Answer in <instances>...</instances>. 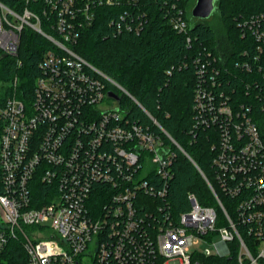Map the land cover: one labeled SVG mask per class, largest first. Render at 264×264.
I'll return each mask as SVG.
<instances>
[{
    "label": "built area",
    "instance_id": "obj_1",
    "mask_svg": "<svg viewBox=\"0 0 264 264\" xmlns=\"http://www.w3.org/2000/svg\"><path fill=\"white\" fill-rule=\"evenodd\" d=\"M43 1L40 11L32 0L21 8L0 1L4 55L18 53L27 25L53 43L30 99L19 96L16 79L0 103V255L18 240L26 254L19 264H264V11L239 23L249 38L234 66L247 74L193 57L194 125L211 129L214 175L229 204L207 179L217 204L190 192V209L175 213L166 196L173 145L183 148L155 118L168 140L131 118L108 85L130 92L74 48L97 7L124 0ZM182 12L170 22L190 44ZM111 23L115 33L139 32L144 14L125 10ZM202 240L213 248L193 249Z\"/></svg>",
    "mask_w": 264,
    "mask_h": 264
},
{
    "label": "trees",
    "instance_id": "obj_2",
    "mask_svg": "<svg viewBox=\"0 0 264 264\" xmlns=\"http://www.w3.org/2000/svg\"><path fill=\"white\" fill-rule=\"evenodd\" d=\"M11 8H21L24 0H0ZM196 0H137L123 1L116 5L96 8V18L82 32L75 50L125 87L140 104L129 96H120V104L126 106L129 116L142 124L157 120L180 146L173 145L176 156L172 162V176L168 183L166 198L175 213L190 209L188 194L195 193L201 204L216 205V197L209 185L212 183L223 203L229 200L220 192L212 166L211 129L196 128L193 111L194 90L198 82V68L193 63L195 55L206 57L223 68V73L247 74L234 66L241 51L247 46L248 34L243 35L239 23L245 18L264 11V0H216L215 11L223 25V36L213 24L192 16ZM31 8L40 11L43 0L30 2ZM183 10L189 21L191 43L186 34L177 32L170 17ZM125 10L144 14V26L139 31L114 32V17ZM43 27H47L45 19ZM53 47L46 36L31 26H24L16 55H4L0 50V103L13 94L17 79L18 94L30 99L40 74V61ZM209 53L211 55H209ZM187 61L186 66L180 64ZM110 82L108 88L117 90ZM153 117V118H152ZM163 133V132H162ZM164 134V133H163ZM168 140L169 137L164 134ZM208 179V180H207ZM42 186L41 182L37 186ZM160 199L143 195L142 201L156 202ZM26 254L20 241L11 240L0 255L9 264L24 263Z\"/></svg>",
    "mask_w": 264,
    "mask_h": 264
},
{
    "label": "rangeland",
    "instance_id": "obj_3",
    "mask_svg": "<svg viewBox=\"0 0 264 264\" xmlns=\"http://www.w3.org/2000/svg\"><path fill=\"white\" fill-rule=\"evenodd\" d=\"M205 21H207L209 24L211 23V24H213L214 25V27L217 29V32L219 33V35H221V36H223V33H224V30L222 29L223 28V25H222V22H221V20L219 19V14H218V12L217 11H214L213 12V14L211 15V16H209L208 18H206L205 19ZM113 86H115V85H113ZM116 87V89L117 90H115L118 94H119V96H129V97H131V95H129V94H126L125 92H124V90L123 89H121L120 87H118V86H115ZM133 98L131 97V100H132ZM133 102H135L134 100H132V103ZM112 103L113 104H115L116 102L115 101H113L112 100ZM136 103V102H135ZM126 107V106H125ZM220 211V210H219ZM221 212V211H220ZM223 221H222V219H220L219 220V222H218V225L220 226V225H222L223 223H222ZM217 238L219 237V235L217 234V236H216ZM58 243V242H57ZM208 247H211V248H213V245L209 242V241H206V240H202L199 244H197V245H195L194 247H193V249H199L200 251H203V250H205L206 248H208ZM91 264H93V263H91Z\"/></svg>",
    "mask_w": 264,
    "mask_h": 264
},
{
    "label": "water",
    "instance_id": "obj_4",
    "mask_svg": "<svg viewBox=\"0 0 264 264\" xmlns=\"http://www.w3.org/2000/svg\"><path fill=\"white\" fill-rule=\"evenodd\" d=\"M216 9V0H196L192 7V16L200 19H206L213 14ZM110 95L118 97L114 91Z\"/></svg>",
    "mask_w": 264,
    "mask_h": 264
}]
</instances>
